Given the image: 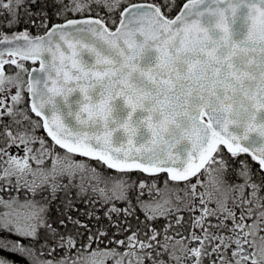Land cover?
I'll return each mask as SVG.
<instances>
[{
    "label": "snow or ice",
    "instance_id": "obj_1",
    "mask_svg": "<svg viewBox=\"0 0 264 264\" xmlns=\"http://www.w3.org/2000/svg\"><path fill=\"white\" fill-rule=\"evenodd\" d=\"M0 264H264V0H0Z\"/></svg>",
    "mask_w": 264,
    "mask_h": 264
},
{
    "label": "trees",
    "instance_id": "obj_2",
    "mask_svg": "<svg viewBox=\"0 0 264 264\" xmlns=\"http://www.w3.org/2000/svg\"><path fill=\"white\" fill-rule=\"evenodd\" d=\"M183 2V0H181V3ZM57 21H60V20H55L54 22H57ZM32 31L34 32H37L38 30L36 29H33ZM94 163V162H93ZM136 176L134 175L133 176V179H135ZM140 178L141 179H147L146 175L144 174H141L140 175ZM163 179H165L164 175H160V181H162ZM80 209H81V213L84 212V211H88V210H91L90 208H86L85 205L83 204H78L77 205ZM96 208V206H95ZM74 216H79V218L85 222V223H88L89 224V227H90V224L93 223V230H95L96 227H99L100 225H102V221H105V220H101L99 224H97L96 220L95 219H92V220H89L86 216L82 215V214H79V213H76V212H73L72 213ZM53 215H55V209H53ZM96 215H99V212H96ZM101 216H103V214H100ZM83 231V229H82Z\"/></svg>",
    "mask_w": 264,
    "mask_h": 264
},
{
    "label": "flooded vegetation",
    "instance_id": "obj_3",
    "mask_svg": "<svg viewBox=\"0 0 264 264\" xmlns=\"http://www.w3.org/2000/svg\"><path fill=\"white\" fill-rule=\"evenodd\" d=\"M5 69H6V71H7L9 74H13V73L15 72V68H13V67H9L8 65H5ZM39 131H40V130H39ZM43 136H44V134H43ZM13 149H14V148H11L10 151H12ZM21 149H22V147H21ZM95 206H96V209H100V211H98V212H99V216H101L100 214H103V211H104L105 209H101V206H100L99 203H97ZM117 206H122V205L118 204ZM101 217H103V216H101ZM142 218H143V217L141 216V219H142ZM101 220H105V221H102V225L107 223L106 219L102 218ZM90 227L93 228V223L90 224ZM105 243H107V241H105Z\"/></svg>",
    "mask_w": 264,
    "mask_h": 264
},
{
    "label": "rangeland",
    "instance_id": "obj_4",
    "mask_svg": "<svg viewBox=\"0 0 264 264\" xmlns=\"http://www.w3.org/2000/svg\"><path fill=\"white\" fill-rule=\"evenodd\" d=\"M134 1H135V0H134ZM9 67H13V68H15L14 66H9ZM26 67H28V66L26 65ZM28 68H29V67H28ZM37 135H43V132H41V131L38 130ZM21 147H22V146H21ZM21 147H19V148H17V147H13L14 149H13L12 151H10L11 154H13V155L23 156L24 153H23ZM149 183H151L150 180H149ZM161 186H163V185H161Z\"/></svg>",
    "mask_w": 264,
    "mask_h": 264
},
{
    "label": "water",
    "instance_id": "obj_5",
    "mask_svg": "<svg viewBox=\"0 0 264 264\" xmlns=\"http://www.w3.org/2000/svg\"><path fill=\"white\" fill-rule=\"evenodd\" d=\"M62 22H63V21H62ZM62 22H60V23H62ZM38 67H39V64H38V65H34V66H32L31 69H32V68H38Z\"/></svg>",
    "mask_w": 264,
    "mask_h": 264
}]
</instances>
